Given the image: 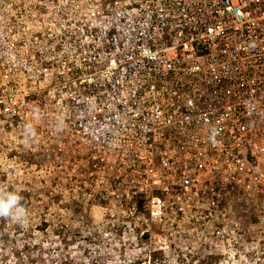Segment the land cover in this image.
<instances>
[{"label": "built area", "instance_id": "built-area-1", "mask_svg": "<svg viewBox=\"0 0 264 264\" xmlns=\"http://www.w3.org/2000/svg\"><path fill=\"white\" fill-rule=\"evenodd\" d=\"M88 7V64L69 75L82 88L73 101L83 144L118 154L98 158L107 181L128 185L149 221L183 239L264 234V0Z\"/></svg>", "mask_w": 264, "mask_h": 264}, {"label": "rangeland", "instance_id": "rangeland-1", "mask_svg": "<svg viewBox=\"0 0 264 264\" xmlns=\"http://www.w3.org/2000/svg\"><path fill=\"white\" fill-rule=\"evenodd\" d=\"M96 1L0 0V191H18L27 212L23 226L0 218V264H264V234L183 239L152 223L99 169L117 152L83 144L69 69L88 64L79 28Z\"/></svg>", "mask_w": 264, "mask_h": 264}, {"label": "clouds", "instance_id": "clouds-1", "mask_svg": "<svg viewBox=\"0 0 264 264\" xmlns=\"http://www.w3.org/2000/svg\"><path fill=\"white\" fill-rule=\"evenodd\" d=\"M216 135V130L212 129L209 137L212 143H215ZM22 199V195L16 190L0 191V218L15 220L23 226L27 220V212Z\"/></svg>", "mask_w": 264, "mask_h": 264}]
</instances>
